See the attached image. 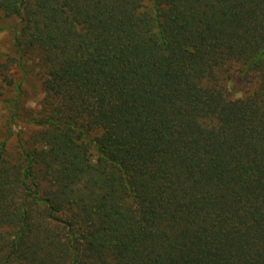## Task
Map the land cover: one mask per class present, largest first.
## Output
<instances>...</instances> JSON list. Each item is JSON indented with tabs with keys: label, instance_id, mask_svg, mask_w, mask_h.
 Wrapping results in <instances>:
<instances>
[{
	"label": "trees",
	"instance_id": "16d2710c",
	"mask_svg": "<svg viewBox=\"0 0 264 264\" xmlns=\"http://www.w3.org/2000/svg\"><path fill=\"white\" fill-rule=\"evenodd\" d=\"M0 12V264H264V0Z\"/></svg>",
	"mask_w": 264,
	"mask_h": 264
},
{
	"label": "rangeland",
	"instance_id": "374dc122",
	"mask_svg": "<svg viewBox=\"0 0 264 264\" xmlns=\"http://www.w3.org/2000/svg\"><path fill=\"white\" fill-rule=\"evenodd\" d=\"M19 21L14 17H7L4 13L0 12V61L8 57L14 51V35L18 28ZM15 98V92H8L6 101ZM29 104L34 105L32 101V94L28 95ZM23 132L26 137H29L36 127L22 119H12L11 108L8 103H3L0 111V144L7 142L9 152L17 154L19 152V139L16 133Z\"/></svg>",
	"mask_w": 264,
	"mask_h": 264
}]
</instances>
